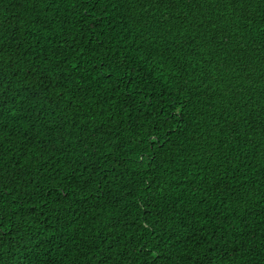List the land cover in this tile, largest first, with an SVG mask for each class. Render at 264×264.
I'll return each mask as SVG.
<instances>
[{
  "label": "trees",
  "instance_id": "obj_1",
  "mask_svg": "<svg viewBox=\"0 0 264 264\" xmlns=\"http://www.w3.org/2000/svg\"><path fill=\"white\" fill-rule=\"evenodd\" d=\"M0 264H264V0H0Z\"/></svg>",
  "mask_w": 264,
  "mask_h": 264
}]
</instances>
